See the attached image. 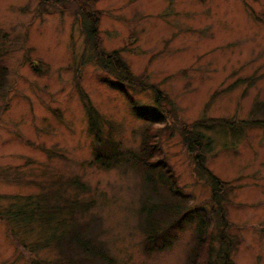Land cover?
I'll use <instances>...</instances> for the list:
<instances>
[{"label": "rangeland", "instance_id": "rangeland-1", "mask_svg": "<svg viewBox=\"0 0 264 264\" xmlns=\"http://www.w3.org/2000/svg\"><path fill=\"white\" fill-rule=\"evenodd\" d=\"M88 7L97 12L96 44ZM0 31L8 33L0 209L54 190L77 194L92 202L79 220L100 219L110 264H186L207 218L211 263L264 264V126L249 121L264 99V0H0ZM114 51L130 83L98 64L101 52ZM134 106L166 120L155 126L156 146L192 211L159 244L145 241L142 205L168 200L169 190L146 185L131 160L94 163L100 144L89 110L102 136L134 155L146 126ZM194 133L208 137L209 151L192 149ZM210 173L225 182L220 189ZM42 228L24 235H45ZM32 243L12 238L0 215V264L60 259L54 246Z\"/></svg>", "mask_w": 264, "mask_h": 264}, {"label": "trees", "instance_id": "trees-1", "mask_svg": "<svg viewBox=\"0 0 264 264\" xmlns=\"http://www.w3.org/2000/svg\"><path fill=\"white\" fill-rule=\"evenodd\" d=\"M81 6L83 5L81 4ZM84 9L83 12L87 13L86 15L91 21L89 33L91 32L96 37V40H94L96 44V41H99L97 12L90 7ZM7 34L6 32L2 34L0 31V91L5 87L8 75L7 65L3 63V57L8 53L7 46H5ZM101 53L96 57L98 64L113 72L122 82L130 83V79L133 78L130 68L119 57V54L115 51L112 54ZM103 55H108L106 57L108 59L104 58ZM163 95L162 90L157 91V101L161 100ZM133 109H136L137 115L146 123L141 147L134 155H131L128 151L124 153L116 141L108 137L104 138L97 122L98 112L95 109L89 110L92 123L90 131L96 133V144H100L95 149L94 163L96 162L103 167H111L115 166L119 160L121 161V158L122 161L125 160L126 162L131 160L144 170L146 185L152 186L153 189H158L162 185L169 190L170 198L168 200L161 199L142 205L141 215L143 220L141 228L145 233V241L148 244H159L166 242L174 225H181L183 220L190 219L192 211L189 209L187 199L181 194L171 166L163 161L160 157L159 146H156L155 135L160 129L159 127L155 128V126L157 123L166 120L160 115L161 113L154 114L153 111L138 110L135 106ZM251 116H253L249 120L251 124L264 126V99L253 103ZM194 135L192 149L209 151L211 143L208 141V137L205 139L204 133H194ZM204 142L206 146H203ZM207 146H209L208 150H206ZM203 160L204 157H202L201 162H198V166L200 169L206 170ZM211 177L217 189H220L218 185H224L225 182L219 181L217 176L211 174ZM73 185L81 188L82 192L85 191L83 193L88 191L87 185H84L78 178H74L71 183V186ZM76 195L65 196L54 190L50 192V195L43 193V195L35 198L29 196L26 202L16 203V206L9 209V211L0 209V215L5 219L7 218L9 233L12 238L17 239L22 245L32 249L31 245L34 244L32 241H35L43 244V246H54L57 249L60 259H57L58 261L47 260V264H110L111 255H109L103 240L100 238L101 232L97 229L100 226V219L94 221L95 217H93L87 221L79 220L80 215H84L92 202H85L81 196ZM35 223H41L44 227L42 229L46 230V233L30 240L26 236L27 234H24L34 228ZM198 225L197 242L186 264H214L211 263L214 250L213 245H211L213 232L211 231V224H209L207 218H201ZM39 261L37 259L33 264H40L41 261ZM230 264L235 263L231 261Z\"/></svg>", "mask_w": 264, "mask_h": 264}]
</instances>
